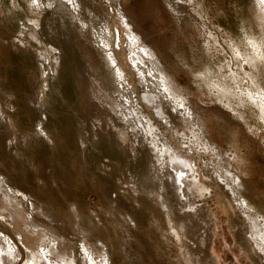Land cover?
Returning <instances> with one entry per match:
<instances>
[{"label":"rangeland","instance_id":"374dc122","mask_svg":"<svg viewBox=\"0 0 264 264\" xmlns=\"http://www.w3.org/2000/svg\"><path fill=\"white\" fill-rule=\"evenodd\" d=\"M257 1L0 0V183L27 223L0 214L14 264H31V250L53 264L66 263L57 252L71 264H84L86 252L93 264H210V255L215 264H264L249 249L251 225L237 208L245 201L264 218V6ZM116 4L141 44L120 26ZM101 42L112 43L109 51ZM144 48L172 78L171 94L148 74ZM131 54L145 60L142 84ZM252 55L261 58L244 63ZM142 85L167 114L158 118L143 101ZM150 145L184 155L204 191L181 186L168 157L162 165L150 158Z\"/></svg>","mask_w":264,"mask_h":264},{"label":"bare ground","instance_id":"6f19581e","mask_svg":"<svg viewBox=\"0 0 264 264\" xmlns=\"http://www.w3.org/2000/svg\"><path fill=\"white\" fill-rule=\"evenodd\" d=\"M69 1V0H68ZM124 1V0H123ZM258 2V1H257ZM38 3V2H37ZM76 3H78V2H76ZM259 4H261L260 6H264V0H259V2H258ZM75 4V3H74ZM258 4V5H259ZM39 6V5H38ZM261 10V9H260ZM262 11H263V9H262ZM116 12H117V18H118V20H119V22H120V26L126 31V33H129V35H131V37H132V41L133 42H135V44L136 45H138V44H141V42H140V38H139V36L137 35V33H135V31H134V29H133V25H132V23H130L127 19H126V17H125V15L121 12V8H119V6L116 4ZM126 14V13H125ZM262 14H263V12H262ZM260 16V15H259ZM258 16V17H259ZM264 16V15H263ZM109 17V16H108ZM258 17H257V19H258ZM259 18H262V17H259ZM263 19V18H262ZM261 19V21L260 22H263L262 24H264V20H262ZM104 21H106V19L104 20ZM103 21V22H104ZM258 21V20H257ZM259 22V23H260ZM261 25V24H260ZM262 26V25H261ZM113 27V26H112ZM107 30V29H106ZM264 31V30H263ZM34 33V32H33ZM99 33V32H98ZM261 33V32H260ZM263 33V32H262ZM264 34V33H263ZM31 35V33L29 34V36ZM95 35V34H94ZM99 36V35H98ZM106 36H108V35H106ZM30 37H32V38H34V39H36L35 38V36H34V34L33 35H31ZM261 37H262V35H261ZM100 38V37H99ZM263 38V37H262ZM118 40H120V39H118ZM101 41V40H100ZM109 41H110V38H109ZM132 41H130V44H131V46H128L127 45V49H131V47H132V44H133V42ZM142 41V40H141ZM264 41V40H263ZM104 43V42H103ZM111 43V42H110ZM110 43L109 44H107V43H105V44H102V42H101V44H102V46H104L103 48L104 49H107L106 51H109L108 50V45H110ZM100 44V43H99ZM107 44V45H106ZM112 44V43H111ZM262 44V43H261ZM117 45V44H116ZM98 47H99V45H97ZM142 46V45H141ZM262 46H263V44H262ZM108 47V48H107ZM140 47V46H139ZM146 47V46H145ZM260 47V46H259ZM119 48V46L117 45V49ZM262 48V47H261ZM139 49V48H138ZM144 49H146L144 52H143V54L146 56L145 58H147V60H149V63H150V67H151V69H150V71L148 72V74H151L152 76H154V78L156 79L155 81H157V84L159 85V88L160 87H162L163 89L165 88L166 89V91L168 92V93H170L171 94V92H173V82H172V78L170 77V76H168L165 72H164V68L162 69V67H161V64H155V61L153 62V60L155 59V60H157L156 59V57H155V55H154V53L150 50V49H148V48H144ZM263 49V48H262ZM100 51V50H99ZM103 51V50H102ZM112 51V50H111ZM138 51V50H137ZM113 52V51H112ZM117 52V51H116ZM118 52H120V51H118ZM103 53H105V51L103 52ZM114 53V52H113ZM252 53V52H251ZM250 53V54H251ZM108 54V53H107ZM115 54V53H114ZM114 54H112V53H109L107 56H105V59H107V61L109 62V65H110V68L111 69H113V73L116 71V74H117V77L116 78H118V80L120 79V81H122V84H124V83H126V81H128L127 79H128V74H127V72L124 70V68H122L121 66H119V64H118V62H117V60H115V55ZM103 55V54H102ZM121 55V54H120ZM257 55V54H256ZM256 55H252V56H249V58L248 59H246L245 57V62L244 63H247L246 62V60H248V62H250L251 60H256L257 62H258V60H259V58H261V57H259L258 58V60H257V56ZM244 56H245V54H244ZM261 56V55H260ZM44 59H45V57L44 56H42ZM107 57V58H106ZM264 57V56H263ZM149 58V59H148ZM128 60H129V65L131 66H133L134 68V70L136 71V73L138 74V76H139V84H142V82L144 81V80H142V78L143 79H145V80H147V78L148 77H146L147 76V74L145 73L146 71H145V69L143 68L145 65L143 64L144 62L143 61H145V60H143L142 61V59L141 58H139L138 56H135L134 54H131L130 55V57L128 58ZM244 60V59H243ZM261 60V59H260ZM47 62V61H46ZM107 62V63H108ZM159 62V61H158ZM262 63V62H261ZM109 65H108V67H109ZM143 65V66H142ZM160 65V66H159ZM252 66H254L253 64H251ZM256 65V64H255ZM251 67V66H250ZM257 67V66H256ZM252 68V67H251ZM133 69H131V70H133ZM146 69H148V67L146 68ZM253 69V68H252ZM254 70V69H253ZM256 71V70H255ZM254 72V71H253ZM134 73V72H133ZM116 74H115V76H116ZM114 75V74H113ZM143 76V77H142ZM142 77V78H141ZM117 80V79H116ZM227 80V79H226ZM124 82V83H123ZM149 82H150V80H149ZM156 83V82H155ZM156 84V85H157ZM126 85V84H125ZM118 87V86H117ZM124 87V86H123ZM144 88H146L147 90H148V92L147 91H144ZM130 89V88H129ZM133 89V88H132ZM173 89V90H172ZM131 90V89H130ZM150 90V91H149ZM153 90V89H152ZM129 91V90H128ZM128 91H126V92H128ZM136 91V90H135ZM117 92V91H116ZM120 92V91H119ZM132 92V91H131ZM132 94H134V93H132ZM132 94H130V96H132ZM137 94V93H136ZM175 94V93H174ZM140 95V94H139ZM126 96H128V94H126ZM170 96V95H169ZM263 96H264V94H263ZM156 97H157V93H152V91H151V89H150V87L149 86H147V85H142V98H143V101L145 100V102H147V103H149V104H151V106L150 107H152L153 106V110H155L154 112L159 116L158 118H161V117H163V115L164 114H167L168 112H167V110H166V113L165 112H163L165 109L163 108V106L164 105H162L160 102H159V105H155V104H157V102H156ZM129 98V97H128ZM135 98V97H134ZM130 99V98H129ZM161 99H163V98H161ZM178 99V98H177ZM177 99H176V101H177ZM180 99V98H179ZM263 99V98H262ZM136 100V99H135ZM158 101V100H157ZM179 101V100H178ZM115 102H117V101H115ZM128 102V101H127ZM184 102V101H183ZM260 102V101H259ZM134 103L136 104V102L134 101ZM138 103V102H137ZM166 103V102H165ZM117 104V103H116ZM119 104V103H118ZM168 104V103H167ZM183 104V103H182ZM262 104V103H261ZM183 107V106H182ZM111 109V108H110ZM115 109V108H114ZM164 109V110H163ZM182 109V108H181ZM203 109H205V108H203ZM203 109H201V111L203 110ZM200 110V109H199ZM259 110H260V113H261V115L264 117V104H262V105H260L259 106ZM139 111V110H138ZM186 111V110H185ZM187 111H188V115H191V113H189L190 112V110L187 108ZM186 111V112H187ZM204 111V110H203ZM202 111V112H203ZM120 112H121V110H120ZM119 112V113H120ZM176 112V111H175ZM181 112V111H180ZM192 112V111H191ZM125 113V112H124ZM130 113V112H129ZM136 113V112H135ZM183 113V112H182ZM194 113V112H193ZM204 113V112H203ZM202 113V114H203ZM139 114V113H138ZM154 114V113H153ZM178 114V113H177ZM196 114V113H195ZM199 114V113H198ZM135 115V114H134ZM169 115V114H168ZM171 115V114H170ZM179 115V114H178ZM133 116V115H132ZM172 116V115H171ZM180 116V115H179ZM178 116V117H179ZM122 117V116H121ZM167 117V116H166ZM173 117V116H172ZM194 117H195V115H194ZM203 117V116H202ZM127 118H128V116H127ZM197 118V122L196 123H198L199 122V120H201V116H198V117H196ZM204 118V117H203ZM163 119V118H162ZM193 119V118H192ZM195 119V118H194ZM132 120V119H131ZM137 120V119H136ZM164 121V120H163ZM170 121V120H169ZM205 121V120H204ZM121 122V121H120ZM127 122V121H126ZM133 123V122H132ZM148 123V122H147ZM147 123H145V125L147 124ZM182 123V122H181ZM186 123V122H185ZM189 123H191V122H189ZM141 124V123H140ZM148 124H150V126L148 127V128H150L151 127V123L149 122ZM198 124H200V123H198ZM172 125V124H171ZM182 125V124H181ZM201 125V124H200ZM124 126H127V125H124ZM142 126H143V124H142ZM154 126V125H153ZM198 126V125H197ZM127 127H129V126H127ZM133 127V126H132ZM144 129H145V127H144ZM147 129V128H146ZM151 129H152V127H151ZM154 129H155V127H154ZM176 129V128H175ZM116 130V129H115ZM127 130V129H126ZM135 130V129H134ZM122 131V130H121ZM120 131V132H121ZM118 133H119V131H117ZM142 132V131H141ZM158 132V131H157ZM122 133H123V131H122ZM122 133H119L118 134V137L120 138V140L122 141V140H125L124 139V137H126V136H124ZM125 133V132H124ZM140 133V132H139ZM149 134V133H148ZM155 134V133H154ZM176 134V133H175ZM117 135V134H116ZM143 135H144V132H143ZM150 135V134H149ZM146 136H147V134H146ZM117 137V138H118ZM145 137V136H144ZM157 136H155V138H156ZM118 138V139H119ZM140 138H142V136H140ZM147 138H148V136H147ZM147 138H146V140H147ZM150 138V137H149ZM148 138V139H149ZM152 138V137H151ZM151 138H150V140H151ZM164 139V138H163ZM141 140V139H140ZM199 140V139H198ZM155 141V140H154ZM205 141V140H204ZM146 142H149V141H146ZM151 142H153V141H151ZM150 142V143H151ZM156 142V141H155ZM155 142H153L154 144H156ZM144 143V142H143ZM150 143H148V144H150ZM158 143V142H157ZM145 144H147V143H145ZM152 144V143H151ZM153 144V145H154ZM153 145L151 146H149V155H151V157L150 158H153V159H156V160H159V163H160V160H162V159H164L165 157H168V158H165V160L163 161V162H165V161H167V163L165 164V165H168V167H170V168H172V172L174 173V171H175V173H176V175L179 177L178 179H177V182L178 183H180V185L182 186H185V187H187V189H198L199 190V192L202 190V192L204 191V189L201 187V186H199L198 185V183H197V179L195 178V172L197 171H195V169H194V166H193V164H192V162L191 161H189V160H187L186 159V157L184 156V155H182L180 152H177L176 151V153H174V154H172V155H168L167 156V154L165 153H161V149H159V147H157L156 148V146L155 147H153ZM158 145V144H157ZM167 145H168V143H167ZM162 147V146H161ZM168 147V146H167ZM169 148V147H168ZM207 148V147H206ZM213 148V147H212ZM157 149H159V150H157ZM200 149V148H199ZM165 150V149H164ZM163 151V150H162ZM166 151H167V148H166ZM169 151V150H168ZM201 151V150H200ZM170 152V151H169ZM197 157V156H196ZM215 157V156H214ZM167 159V160H166ZM220 159H221V157H220ZM155 160V161H156ZM209 160V159H208ZM153 161V160H152ZM204 161V160H203ZM157 162V161H156ZM150 163V162H149ZM152 163V162H151ZM204 163V162H203ZM161 165H162V163H160ZM159 165V164H158ZM165 165H163V166H165ZM156 166V165H155ZM209 166V165H208ZM228 166V165H227ZM162 167V166H161ZM160 167V168H161ZM207 167V166H206ZM166 168V167H165ZM164 168V169H165ZM224 168V167H223ZM230 168V167H229ZM167 169V168H166ZM157 170V169H156ZM163 170V169H162ZM161 171V170H160ZM168 171H170V169L168 170ZM162 172V171H161ZM165 172H167V171H165ZM165 172H162L164 175H166V177L169 179V180H171L169 177H168V175H167V173H165ZM218 172V171H217ZM151 173H152V171H151ZM160 173V172H159ZM161 173V174H162ZM208 174V173H207ZM153 175V174H152ZM175 175V174H174ZM153 176H155V174L153 175ZM158 176V175H157ZM169 176H172V175H169ZM209 176V175H208ZM225 176V175H224ZM227 176V175H226ZM159 178H160V176H158ZM158 177L156 178V176L154 177V178H156L157 180H158ZM166 177H164L165 179H166ZM197 177V176H196ZM163 178V179H164ZM176 178V177H175ZM219 178V177H218ZM162 179V177H161V179L160 180H163ZM168 179H166V183L169 181ZM1 180V179H0ZM150 180V179H149ZM168 180V181H167ZM152 181H153V183H154V179L152 178ZM172 181V180H171ZM173 181H175V180H173ZM172 181V182H173ZM241 181V180H240ZM156 182V181H155ZM161 182V181H160ZM177 182L175 181V183L177 184ZM5 183V182H4ZM3 182H2V184H4ZM148 183H150L149 181H148ZM169 183H170V181H169ZM168 183V184H169ZM236 183V187L238 188V185L240 186V184H241V182L239 183V180H238V177L236 178V180H235V182H234V184ZM158 184V183H157ZM171 184V183H170ZM174 184V183H173ZM229 184V183H228ZM154 185V184H153ZM177 185H179V184H177ZM145 187H146V185H144ZM154 186H156V183H155V185ZM161 186H163V183L161 184ZM165 186V185H164ZM166 186H167V184H166ZM5 187V186H4ZM170 187V186H169ZM180 187V186H179ZM179 187L177 188V186H176V188L177 189H175L176 191L177 190H179L178 191V193L177 192H175V193H177V194H180L179 192H181L180 191V189H179ZM227 187V186H226ZM232 187V186H231ZM166 188V187H165ZM168 188V187H167ZM175 188V187H174ZM174 188H172V190H174ZM180 188H182V187H180ZM240 188V187H239ZM238 188V189H239ZM144 189V188H143ZM164 189V188H163ZM169 189V188H168ZM167 189V190H168ZM194 189V190H195ZM232 189H233V187H232ZM6 190V189H5ZM5 190H3V188H2V185H1V183H0V214L2 213V214H7V216L11 219L10 220V223H11V221H13L14 223H16V222H18L19 220H21V222H24V223H26V221H25V219L23 218L24 216L22 215L21 216V214H22V211L20 212V211H18V208H17V201L15 202L14 201V199H12L11 197H13V196H11V197H9L10 195H9V192H6ZM171 190V189H170ZM171 190V192L173 193V191ZM174 190V191H175ZM185 190V189H184ZM228 190H230V186H229V188H228ZM241 190H243V189H241ZM161 191V190H160ZM163 191V190H162ZM187 191V190H186ZM169 192V191H168ZM208 192V191H207ZM233 192V191H232ZM235 192V191H234ZM8 193V194H7ZM152 193H154V192H152ZM164 193V192H163ZM175 193H173L174 194V198H176V199H178V197H176V195H175ZM186 193V192H185ZM184 193V194H185ZM189 193H191V192H189ZM193 193V192H192ZM194 193H196V191L194 192ZM155 194V193H154ZM197 194V193H196ZM233 194H235V193H233ZM239 194V193H238ZM9 195V196H8ZM14 195V194H13ZM163 195V194H162ZM180 195H182V194H180ZM189 195V194H188ZM195 195V194H194ZM193 195V196H194ZM198 195V194H197ZM199 195H200V193H199ZM155 196V195H154ZM157 196V195H156ZM186 196V195H185ZM234 196V195H233ZM21 197V196H20ZM195 197H198V196H196L195 195ZM157 198H159L160 199V197H159V195L157 196ZM181 198V197H180ZM183 198H184V196H183ZM186 199H189V198H187V197H185ZM184 198V199H185ZM236 198V197H235ZM23 199V198H22ZM158 199V200H159ZM161 199H164V198H162L161 197ZM197 199V198H196ZM157 200V201H158ZM165 200V199H164ZM175 200V199H174ZM195 200V199H194ZM161 200H159V202H160ZM167 201H169V198H168V200ZM176 201H178L179 202V200H176ZM180 201H182V200H180ZM186 201V200H185ZM185 201H183V202H185ZM188 201V200H187ZM186 201V202H187ZM232 201V200H231ZM19 202V201H18ZM163 202V201H162ZM161 202V203H162ZM175 202V201H174ZM185 202V203H186ZM167 203V202H166ZM175 203H177V202H175ZM184 203V204H185ZM189 203V202H188ZM234 203H236V202H234ZM160 204V203H159ZM169 204V203H168ZM179 204H181V203H179ZM190 206H191V204H189ZM189 205L187 206L188 208H189ZM161 207H162V204L160 205ZM164 206H165V204H164ZM163 206V207H164ZM169 206H171V204H169ZM176 206H177V204H176ZM182 207H185L183 204L181 205ZM180 206V207H181ZM19 207H20V205H19ZM162 207V208H163ZM166 207V206H165ZM164 207V208H165ZM172 207V206H171ZM171 207L169 208V207H167V208H169V209H171ZM179 207V208H180ZM181 207V208H182ZM186 207V208H187ZM175 208H177V207H175ZM179 209V210H183V208L182 209ZM191 208V207H190ZM237 208H239V209H241V211H243L244 212V214H245V216L246 217H244V218H247V220H248V222H250V229L249 228H247V229H249L250 231V234H251V239L253 240H251L250 238V240L253 242H251L252 243V245H250L249 246V242L247 241V239H243V243L245 244V246L247 245V246H249L250 248L249 249H253L252 250V253L255 255V257H256V259L257 260H259L260 258H259V256H261V259L264 261V218H262L261 216H259L256 212H254V210L252 211V208L250 209V207L246 204V202L245 201H242V202H239L238 204H237ZM19 210H20V208H19ZM22 210V209H21ZM187 210V209H186ZM191 211H192V209H191ZM240 211V210H239ZM167 212H169V210L167 211ZM179 212V211H178ZM187 212V211H186ZM185 212V213H186ZM242 212V213H243ZM173 213V212H172ZM171 213V214H172ZM193 214V213H192ZM7 216L5 217L6 218V220H7ZM22 217V218H21ZM192 217V216H191ZM4 218V217H3ZM4 218V219H5ZM8 218V219H9ZM32 218V217H31ZM171 218V217H170ZM46 219V218H45ZM186 219H187V217H186ZM188 219H189V217H188ZM188 219H187V223H188ZM190 220V219H189ZM244 220V219H243ZM246 220V221H247ZM20 222V223H21ZM32 222V221H31ZM33 222L35 223V221L33 220ZM32 222V223H33ZM181 222H183V221H181ZM186 222V221H185ZM185 222H184V224H185ZM248 222H246V223H248ZM14 223H12V224H14ZM27 224V223H26ZM30 224V223H29ZM36 224V223H35ZM38 224V223H37ZM36 224V225H37ZM169 224V223H168ZM182 224V223H181ZM190 224V223H189ZM21 225V224H20ZM34 225V224H33ZM180 225V224H179ZM249 225V224H248ZM247 225V226H248ZM23 226V225H22ZM183 226V225H182ZM182 226H180V227H182ZM25 227V226H24ZM24 227L22 228V229H24ZM185 226H183V228H184ZM189 227H190V225H189ZM34 228V227H33ZM261 228V229H260ZM30 229H31V226H30ZM245 229H246V227H245ZM29 230V229H28ZM31 230H34V229H31ZM36 230H38V228L37 229H35L34 231H35V233H36ZM180 230H182V229H180ZM23 231V230H22ZM21 231V232H22ZM26 231V230H25ZM30 231V230H29ZM38 231H41V229L39 228V230ZM172 231H173V229H172ZM182 231H184V230H182ZM245 231H247V230H245ZM32 232V231H31ZM44 232V231H43ZM190 232V231H189ZM199 232V231H198ZM26 233H28V231L26 232ZM41 234H42V231L40 232ZM179 233V232H178ZM246 233V232H245ZM44 234H46V233H44ZM44 234H43V236H44ZM172 234V233H171ZM185 234V233H184ZM184 234H183V236H184ZM190 234V233H189ZM18 235V234H17ZM36 235V234H35ZM34 235V236H35ZM47 235V234H46ZM179 235V234H178ZM19 236V235H18ZM32 236V235H31ZM40 236H42V235H40ZM212 236L213 235H211L210 234V236H209V244H211V239H212ZM245 236V235H244ZM247 236H249V235H247ZM22 237V236H21ZM26 237H27V235H26ZM47 238H48V236H46ZM185 237V236H184ZM243 237V236H242ZM41 238V237H40ZM44 238V237H43ZM54 238V236H52V238L50 237V239L52 240ZM56 238V237H55ZM54 238V239H55ZM245 238H246V236H245ZM32 239V238H31ZM37 239H38V237H37ZM36 239V241L38 242V240ZM248 239V240H249ZM41 240V239H40ZM39 240V241H40ZM46 239L44 238V241H45ZM55 240H58V238L57 239H55ZM207 240V239H206ZM241 240V239H240ZM33 241V240H32ZM50 241V240H49ZM58 241H60V240H58ZM43 242V241H42ZM56 242V241H55ZM62 242V241H61ZM34 243V242H33ZM50 243H52V241L50 242ZM60 243V242H59ZM45 244H47V243H45ZM45 244L43 243L42 245L43 246H45ZM52 244H54V243H52ZM56 244H58V243H56ZM55 244V245H56ZM48 245V244H47ZM50 245V244H49ZM242 245V244H241ZM11 245H9V240L6 238V237H4V236H0V264H14L15 263V255H14V252H13V250H12V248L10 247ZM41 246V245H40ZM53 246V245H52ZM246 246V247H247ZM30 247V246H29ZM51 247V246H50ZM14 248V247H13ZM44 248V247H43ZM49 248V247H48ZM52 248H54V247H51L50 249L52 250ZM27 249H29L28 247H27ZM49 249V250H50ZM246 249H248V248H246ZM15 250V249H14ZM41 250V249H40ZM47 250V249H46ZM50 250V251H51ZM90 250V249H89ZM86 251V250H85ZM84 251V252H85ZM248 251V250H247ZM16 252V251H15ZM29 252V251H28ZM33 251L31 250V260H30V263L31 264H53L52 263V261L49 259L50 258V256H49V258H48V260L45 258V255H43V253H42V255L41 254H35V252L34 253H32ZM45 252V251H44ZM48 252V251H47ZM56 252H57V250H56ZM89 252V251H88ZM251 252V251H250ZM50 253H52V252H50ZM54 253V252H53ZM61 253H62V251H61ZM90 253V252H89ZM197 253V252H196ZM208 253V252H207ZM206 253V254H207ZM251 253V254H252ZM64 254V253H63ZM85 254V253H84ZM194 254V253H193ZM46 255H48V254H46ZM51 255V254H50ZM54 255V254H53ZM58 255V256H57ZM57 255H55V256H57V257H59V258H62L61 259V261H63V260H65L66 261V263L65 264H71V260H68V258L67 259H65V257L66 256H64L63 257V255L61 254L60 255V253L58 254V252H57ZM69 255V254H68ZM67 255V256H68ZM72 255V254H71ZM75 255V254H74ZM208 255H209V253H208ZM207 255V256H208ZM17 256V255H16ZM54 256V258H56ZM85 259H84V261H82L84 264H87V263H90V264H93V258L91 257V255H87V252H86V254H85ZM200 256V255H199ZM53 257V256H52ZM51 257V258H52ZM194 257V256H193ZM254 257V256H253ZM75 258V257H74ZM102 258H103V256H102ZM201 258V257H200ZM107 259V258H106ZM106 259H103V261H102V264H109L108 263V261H106ZM199 259V258H198ZM198 259H196V260H198ZM208 259V258H207ZM209 259H210V264H215V258H214V256H212V255H210L209 256ZM208 259V260H209ZM29 260V259H28ZM55 260V259H54ZM59 260V259H58ZM57 260V261H58ZM65 261H63V263L65 262ZM190 261V260H189ZM199 261V260H198ZM29 262V261H28ZM59 262V261H58ZM196 262V261H195ZM209 262V261H208ZM56 263V262H55ZM61 263V262H60ZM59 263V264H60ZM100 263V262H99ZM192 263V262H191ZM72 264H74L73 263V259H72ZM79 264V263H78ZM98 264V263H97ZM188 264H189V262H188ZM202 264H204V262L202 263ZM207 264V263H206Z\"/></svg>","mask_w":264,"mask_h":264}]
</instances>
